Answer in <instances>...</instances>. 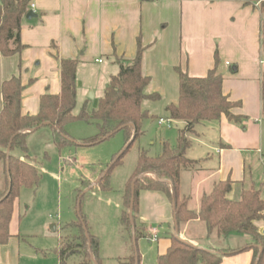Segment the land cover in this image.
I'll return each mask as SVG.
<instances>
[{
	"label": "crops",
	"instance_id": "obj_1",
	"mask_svg": "<svg viewBox=\"0 0 264 264\" xmlns=\"http://www.w3.org/2000/svg\"><path fill=\"white\" fill-rule=\"evenodd\" d=\"M31 10L37 17L22 21L24 49L12 56H0V112L3 83L18 77L24 87L22 114L37 115L44 95L61 93L60 63L67 59L78 60L76 107L89 103V96L93 95L96 108L111 77L119 73L120 63L127 65L136 57L140 41L144 47L151 46L142 62L144 74L151 79L149 92L159 94L161 99L170 97L169 103L176 104L180 72L204 78L217 68L224 79V95L240 104L234 114L246 118L243 125H238L223 116L219 121L196 125L188 134L191 145L186 158L192 164L181 171L179 194L189 199L190 210L198 212L202 197L219 182H232L228 198L234 201L240 200L244 188L258 189L253 174L254 156L263 157L264 152V12L259 2L245 5L235 0H31ZM179 123L180 134L186 124ZM164 142L167 141L160 145ZM195 144L199 146L197 150ZM3 180L0 165V185ZM258 190L264 198L262 190ZM138 223L150 235L140 239L138 245L156 246V258L165 255L171 246L168 234L175 233L174 204L168 195L141 191ZM254 224L264 235V218ZM205 228L203 222L191 221L179 228V235L208 249L211 246L203 233ZM227 240H221L226 247ZM238 241L241 246L228 247L254 246L248 237ZM21 243L20 234H13L10 225L8 242L0 244V257L4 258L0 264L18 263L19 259L7 258L19 253ZM221 264H254V250L248 248L225 256Z\"/></svg>",
	"mask_w": 264,
	"mask_h": 264
},
{
	"label": "trees",
	"instance_id": "obj_2",
	"mask_svg": "<svg viewBox=\"0 0 264 264\" xmlns=\"http://www.w3.org/2000/svg\"><path fill=\"white\" fill-rule=\"evenodd\" d=\"M235 1H242L245 5L259 2L264 12V0ZM30 5L31 0H0V56H12L24 49L21 42V28L22 21L30 11ZM261 46L264 57V21ZM150 47H144L140 41L138 42L136 57L127 65L120 63L119 73L111 77L103 97L92 113H88L87 108L84 107L80 115L73 114L77 103L78 60L61 61V93L44 95L41 99L40 111L35 116L22 114L24 87L21 80L13 77L3 83V109L0 112V164L4 173V180L0 186L1 245L9 240L15 204L20 197L21 190L37 187L41 181L39 170L32 159L26 155L28 152L27 139L34 131L49 123L48 127L54 130V140L58 148L65 147L69 143L65 138L67 136L65 127L79 121L95 123L99 131L97 138L92 139L86 145L101 143L121 131L126 132L128 142L132 140L127 149L138 139L142 123L149 118L148 112L143 110V102L161 99L159 94L149 92L151 79L144 74L142 69L144 53ZM223 81V76L217 72V68L210 71L204 78L179 73L178 102L168 105L166 111L169 119L184 122L186 127L180 132L176 146L168 142L163 143L161 156L149 157L145 152L139 156L134 174L152 170L156 176L145 173L135 184L133 219L136 242L138 244L140 239L150 236L146 229L138 223L140 192L149 190L163 192L174 202V217L179 228L191 221L199 220L206 227L207 239L212 238L214 233L221 240H226L233 234H241L250 238L254 246L218 252L211 248L198 247L187 242L180 235L176 237L174 233H170L168 237L171 246L165 255L157 258V264H221L225 256L239 254L248 248L254 250V264H264V235L254 224L264 218V198L260 190L253 187L244 188L240 200L234 201L228 198L232 190V182L230 180L219 182L210 194L202 197L198 212L190 210L189 199L181 198L179 194L181 171L192 164L186 158V151L191 145L188 134L194 131L195 126L200 123L219 121L223 116L238 125H243L246 120L244 116L234 114V110L240 104L232 102L228 96L224 95ZM261 99L264 119V72ZM129 125H134V128ZM10 142L11 153L7 171V149ZM17 152L26 156H17ZM124 153L115 160L108 174L114 166L120 163ZM108 174L104 177L105 179ZM102 188L110 189L108 185ZM131 199L130 189L129 197L124 193V206H128L129 209ZM122 224L125 230H130L133 241L129 212L123 211ZM73 227L80 230V235L75 236L73 240L76 248L66 242L61 244L59 251L61 264H66L68 258L76 255L80 258V264H102L103 261L99 257V240L89 233L85 221L81 219L73 224ZM82 257L87 259H82ZM141 261L142 257L136 245L133 255L118 259L117 264H141Z\"/></svg>",
	"mask_w": 264,
	"mask_h": 264
},
{
	"label": "rangeland",
	"instance_id": "obj_3",
	"mask_svg": "<svg viewBox=\"0 0 264 264\" xmlns=\"http://www.w3.org/2000/svg\"><path fill=\"white\" fill-rule=\"evenodd\" d=\"M170 100L168 97L143 102V110L148 112L149 118L142 123L141 134L129 149L132 140L127 141L125 131L101 143L86 145L97 138L99 131L95 123L84 121L65 127V138L69 143L62 148L56 146L51 127L40 128L29 135L26 155L39 170L41 181L37 187L21 190L11 232L20 234L22 243L19 253L16 251V256H8L7 259H19L16 264H61V244L66 242L76 248L73 240L80 230L74 228L73 224L81 219L85 221L89 233L99 240L102 264H117L118 259L131 257L135 246L130 230H125L122 224L123 211L129 212V207L124 206V193L129 197L132 183L145 173L156 176L152 170L134 174L141 153L145 152L149 157L161 156V141L176 146L182 125L177 121H174L172 128L158 124L160 118L169 119L166 107L171 104ZM84 107L88 113H92L95 100L77 105L73 114L80 115ZM198 147L195 144L196 150ZM123 152L120 163L108 174ZM16 154L26 156L20 152ZM262 156H254L253 174L257 188L264 194V152ZM106 174L108 177L105 179ZM107 185L110 189L102 188ZM160 232L164 236V232ZM203 233L206 234V228ZM240 237L246 236L233 234L225 243L228 246H241L238 241ZM208 242L211 249L218 252L230 249L215 233ZM137 249L142 257L141 264H157L156 246L139 243ZM79 259L77 255L72 256L66 264H80Z\"/></svg>",
	"mask_w": 264,
	"mask_h": 264
},
{
	"label": "water",
	"instance_id": "obj_4",
	"mask_svg": "<svg viewBox=\"0 0 264 264\" xmlns=\"http://www.w3.org/2000/svg\"><path fill=\"white\" fill-rule=\"evenodd\" d=\"M36 14L34 13L33 10L29 11L28 14L26 15V19L27 20H31L33 18H36ZM89 98H93V95L89 96ZM50 124L49 123H46L45 126H49ZM131 126L132 128H134V125H129ZM10 153H11V142L9 144V147L7 149V160H6V166H7V171L9 169V158H10ZM9 173V172H8ZM137 180H135L133 183H132V186H131V195H132V199H131V205H130V209H129V216H130V220H131V224H132V239H133V244L134 246L136 247L137 245V242H136V230H135V223H134V219H133V209H134V193H135V184H136ZM174 204V202H173ZM174 212H175V204H174ZM174 227H175V236L178 237L179 236V225L177 223V220L176 218L174 217ZM85 230H86V227H85ZM87 232V230H86ZM86 236L87 238H89V235L88 233H86Z\"/></svg>",
	"mask_w": 264,
	"mask_h": 264
},
{
	"label": "built area",
	"instance_id": "obj_5",
	"mask_svg": "<svg viewBox=\"0 0 264 264\" xmlns=\"http://www.w3.org/2000/svg\"><path fill=\"white\" fill-rule=\"evenodd\" d=\"M158 124H159V126H166L167 128H172L173 127V124H174V120L160 118L158 120ZM153 233L155 235H157V231H154Z\"/></svg>",
	"mask_w": 264,
	"mask_h": 264
}]
</instances>
